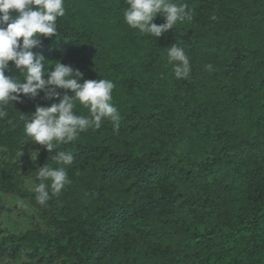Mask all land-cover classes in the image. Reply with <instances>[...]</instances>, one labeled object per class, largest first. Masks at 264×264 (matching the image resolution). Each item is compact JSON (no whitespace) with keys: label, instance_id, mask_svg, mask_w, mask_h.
I'll list each match as a JSON object with an SVG mask.
<instances>
[{"label":"trees","instance_id":"trees-1","mask_svg":"<svg viewBox=\"0 0 264 264\" xmlns=\"http://www.w3.org/2000/svg\"><path fill=\"white\" fill-rule=\"evenodd\" d=\"M176 2L192 20L156 38L125 23V0H65L60 34L33 51L49 70L61 62L113 80L119 132L106 119L58 145L75 157L64 166L71 183L40 205L35 171L63 165L21 116L59 100L41 92L7 106L0 264H264V0ZM176 43L190 57L188 80L167 62Z\"/></svg>","mask_w":264,"mask_h":264},{"label":"clouds","instance_id":"clouds-1","mask_svg":"<svg viewBox=\"0 0 264 264\" xmlns=\"http://www.w3.org/2000/svg\"><path fill=\"white\" fill-rule=\"evenodd\" d=\"M125 3V23L156 38L193 18V9L176 0H125ZM65 15V0H0V119L9 115V104L22 102V95L36 98L44 92L47 99L59 100L47 107L37 105L30 119L28 115L21 116L26 120L24 132L31 141L45 146L49 152L55 150L50 159L63 165L53 168L46 163L35 171L39 181L34 186L35 199L40 205H45L71 183L64 166L72 165L75 157L72 152L56 151L58 145L76 141L88 129H99L106 119L115 125L114 131L118 133L121 120L119 109L112 103L116 88L113 80H86L79 70L61 62L49 70L44 56L33 51L40 46L42 36L51 38L60 34L58 20ZM158 15L166 21L159 26L153 22ZM10 61L21 73L22 80L6 75L11 71ZM167 62L172 65L176 79L190 78L192 65L184 47L178 43L168 47ZM204 67L205 71H214L212 64ZM58 89L65 91L61 93ZM77 103L87 108L90 116L77 114ZM36 154L33 159L39 155Z\"/></svg>","mask_w":264,"mask_h":264}]
</instances>
